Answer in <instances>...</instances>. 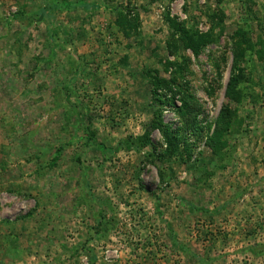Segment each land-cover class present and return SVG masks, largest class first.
Returning <instances> with one entry per match:
<instances>
[{
  "label": "rangeland",
  "instance_id": "obj_1",
  "mask_svg": "<svg viewBox=\"0 0 264 264\" xmlns=\"http://www.w3.org/2000/svg\"><path fill=\"white\" fill-rule=\"evenodd\" d=\"M65 1L0 0V264H264V0Z\"/></svg>",
  "mask_w": 264,
  "mask_h": 264
},
{
  "label": "trees",
  "instance_id": "obj_2",
  "mask_svg": "<svg viewBox=\"0 0 264 264\" xmlns=\"http://www.w3.org/2000/svg\"><path fill=\"white\" fill-rule=\"evenodd\" d=\"M86 7V8H97V6H86L85 4H83L82 2H76V4H71L65 0H63V2L61 4H55V6H44L41 8L40 10V13H42L44 16L48 17L49 13H51V11L53 9H59L61 7H64V8H70V7ZM122 20H116V26L120 27V30L123 32L124 36H128V31H131L129 29V25H128V28L125 27L122 22ZM133 29V28H131ZM239 37L241 38V36L238 34L236 35V37ZM210 36L208 34H202V35H199L195 30H186L184 28H182L181 30V35H180V41H181V44H182V47L185 48V49H189L194 55H197L199 53V50L202 46L206 45L207 43H209L210 41ZM242 42L246 43L247 44V41L245 40H242ZM248 47H250V44L247 45ZM245 49L244 47H242V43L241 42H236V47L234 49V59H233V64H232V70H231V74H230V78H229V81L226 85V90H225V96L229 99V100H237L239 97H238V93L235 91V85L237 84V82L240 80V77H241V73H242V67H241V64H242V60H243V56L245 54ZM153 86L155 87V93H156V88L158 87H169L166 82H164L163 80H160V79H156L152 82ZM184 86H187L184 85ZM187 88V87H186ZM168 91H170V89H168ZM183 96H182V103L185 107V105H187L189 103L190 100L193 99V97L191 96V94H188V90L183 88L179 91ZM159 101L160 103H163L160 98L157 100ZM181 112L183 113V109L181 110ZM230 110L227 108H224L221 113L219 114V118H218V121H217V124L219 125V123H221L223 120H226L227 118L230 119ZM156 127L155 128H158V129H162L163 131V134H168V144L170 146V150H171V153H178L179 150V142L182 140V137L176 135V136H173L171 135V132L168 133V129L166 126H164L162 124V121L160 120V112L157 114V120L154 124ZM195 131L197 132H201L199 131L196 127L194 128ZM201 129V128H200ZM218 131H216L214 133L213 136H211V138L209 139V143L208 145H211L214 143L215 141V137H218L217 136ZM92 133L89 134V139L92 140ZM184 141V140H183ZM150 143V139H149V134L146 133L144 135V137L142 138V145H148ZM102 149H104L103 146H100ZM133 147V146H132ZM131 148V147H129ZM190 148L192 149V145L188 144L186 145L185 143V148L183 150L184 153H187L189 154L190 153ZM58 156H59V150L58 152L53 156V158L51 159V162H50V165L52 164V166L55 165L56 161L58 160Z\"/></svg>",
  "mask_w": 264,
  "mask_h": 264
}]
</instances>
